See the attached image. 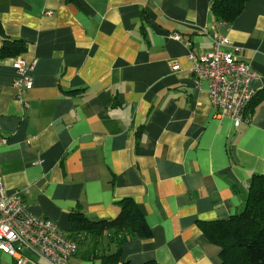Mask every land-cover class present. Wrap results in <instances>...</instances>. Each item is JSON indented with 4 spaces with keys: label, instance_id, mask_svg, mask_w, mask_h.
<instances>
[{
    "label": "crops",
    "instance_id": "crops-1",
    "mask_svg": "<svg viewBox=\"0 0 264 264\" xmlns=\"http://www.w3.org/2000/svg\"><path fill=\"white\" fill-rule=\"evenodd\" d=\"M213 1L0 0L4 34L25 42L17 56L35 60L33 86L20 91L14 57L0 58L6 190L65 235L73 209L112 218L117 201L132 198L153 234L124 242L122 261L220 264L200 224L242 210L251 178L264 173V100L235 126L216 114L209 81L186 55L210 53L226 36L222 49L257 72L261 97L264 0L246 2L231 24L214 20ZM0 264L15 261L0 251ZM66 264L100 263L75 253Z\"/></svg>",
    "mask_w": 264,
    "mask_h": 264
},
{
    "label": "trees",
    "instance_id": "trees-1",
    "mask_svg": "<svg viewBox=\"0 0 264 264\" xmlns=\"http://www.w3.org/2000/svg\"><path fill=\"white\" fill-rule=\"evenodd\" d=\"M249 0H214L210 13L214 20L231 24ZM0 58L16 57L26 51L20 39L4 34L0 21ZM256 97V96H255ZM264 100L253 98L244 111L249 114ZM118 211L112 218H90L80 208L69 213L70 229L66 237L76 245L74 254L87 261L100 264H131L122 261L124 242L152 237V229L136 202L129 197L118 200ZM210 241L220 246V264H264V173L251 178L244 198L243 209L226 219L200 224ZM140 264H156L145 261Z\"/></svg>",
    "mask_w": 264,
    "mask_h": 264
},
{
    "label": "built area",
    "instance_id": "built-area-1",
    "mask_svg": "<svg viewBox=\"0 0 264 264\" xmlns=\"http://www.w3.org/2000/svg\"><path fill=\"white\" fill-rule=\"evenodd\" d=\"M173 37L182 40L178 33ZM228 42L226 36L217 34L210 53L197 56L190 51L186 57L192 73L198 79L209 81L211 106L216 114L229 116L234 125L239 126L246 107L257 93L253 86L257 72L234 51L222 49ZM185 44L190 45L189 41ZM34 65L35 60L28 62L22 56L13 58L14 86L20 91L33 86ZM172 68L176 70L178 65L173 63ZM0 251L11 256L15 264H40L30 253L52 264H66L76 251V245L55 221L34 215L19 191L8 192L0 177Z\"/></svg>",
    "mask_w": 264,
    "mask_h": 264
}]
</instances>
